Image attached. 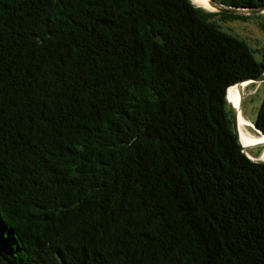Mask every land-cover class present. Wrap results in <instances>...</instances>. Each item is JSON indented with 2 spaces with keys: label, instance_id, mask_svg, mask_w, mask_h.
I'll return each instance as SVG.
<instances>
[{
  "label": "trees",
  "instance_id": "trees-1",
  "mask_svg": "<svg viewBox=\"0 0 264 264\" xmlns=\"http://www.w3.org/2000/svg\"><path fill=\"white\" fill-rule=\"evenodd\" d=\"M216 16L246 17L0 0V264H264V162L226 98L264 58Z\"/></svg>",
  "mask_w": 264,
  "mask_h": 264
},
{
  "label": "rangeland",
  "instance_id": "rangeland-1",
  "mask_svg": "<svg viewBox=\"0 0 264 264\" xmlns=\"http://www.w3.org/2000/svg\"><path fill=\"white\" fill-rule=\"evenodd\" d=\"M216 1L222 2L224 0ZM194 4L196 3L194 2ZM207 10L216 11L214 9ZM241 15H246V17L232 20H221L220 16H216L215 19L221 25L223 30L245 40L253 49L256 59L262 60L264 58V12ZM248 84L249 85H247L244 90V92L246 91V95L241 108L244 117L251 124L257 117V112L264 97V81H251ZM244 129L247 132L259 135L252 124L245 126ZM247 150L254 157H262L264 146L256 145L249 147Z\"/></svg>",
  "mask_w": 264,
  "mask_h": 264
},
{
  "label": "water",
  "instance_id": "water-1",
  "mask_svg": "<svg viewBox=\"0 0 264 264\" xmlns=\"http://www.w3.org/2000/svg\"><path fill=\"white\" fill-rule=\"evenodd\" d=\"M211 4L215 7L216 11H222V12H227V13H232V14H252V13H260L264 12V5L258 6V7H239L235 5H230L228 3H223V2H218L216 0H210ZM198 6V5H197ZM252 80L253 82H261L264 81V72L255 76V77H249L246 79H243L239 82H237L234 85H238V87L242 90V97L240 100V106H242L243 101L245 99L246 91L244 92V85L243 83L246 81ZM232 85V86H234ZM230 88V87H229ZM229 88L227 89V94L226 98L230 106V112H231V117H232V123H233V128H234V133L237 136L238 142L241 145L243 151L253 160L255 161H263L264 159L261 157H254L248 152V148L256 145H263L264 142H259L256 144H251V145H243L241 138H240V123H239V107H236L228 98V92ZM254 127V129L259 133L264 135V132H262L260 129H258L253 123H251Z\"/></svg>",
  "mask_w": 264,
  "mask_h": 264
},
{
  "label": "bare ground",
  "instance_id": "bare-ground-1",
  "mask_svg": "<svg viewBox=\"0 0 264 264\" xmlns=\"http://www.w3.org/2000/svg\"><path fill=\"white\" fill-rule=\"evenodd\" d=\"M193 1L196 4H198V6L200 5V6L205 7L206 9H214L215 10V7L211 4L210 0H193ZM251 81L252 80H249V81H246V82L243 83L244 90H245V87L247 85H249L248 83L251 82ZM241 97H242V90L238 87V85H234V86H231L229 88L228 98L236 107H239ZM241 107L242 106L239 107V123H240V138H241L242 144L243 145H251V144H256V143H259V142H264V135H262V134H259V135L258 134H253L251 132H247L244 129L245 126L251 125V124L244 117ZM261 158L264 159V152H263Z\"/></svg>",
  "mask_w": 264,
  "mask_h": 264
},
{
  "label": "crops",
  "instance_id": "crops-1",
  "mask_svg": "<svg viewBox=\"0 0 264 264\" xmlns=\"http://www.w3.org/2000/svg\"><path fill=\"white\" fill-rule=\"evenodd\" d=\"M260 157V156H259Z\"/></svg>",
  "mask_w": 264,
  "mask_h": 264
}]
</instances>
